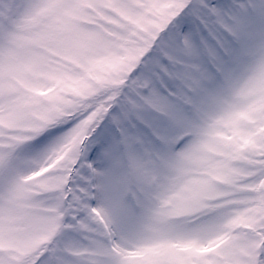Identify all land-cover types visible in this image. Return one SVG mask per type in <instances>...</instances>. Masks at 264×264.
<instances>
[{"label":"clouds","instance_id":"obj_1","mask_svg":"<svg viewBox=\"0 0 264 264\" xmlns=\"http://www.w3.org/2000/svg\"><path fill=\"white\" fill-rule=\"evenodd\" d=\"M20 2L0 0V9ZM49 3L75 4L77 15L63 17L70 27L58 26V9L35 21L17 16L5 28L17 40L0 35V133L13 145L3 149L10 185L0 195L10 205L16 189L35 193L26 203L47 209L33 226L30 210L18 208L26 264H225L228 257L246 264V248L264 241V41L239 47L225 72L194 95L180 142L140 149L135 159L120 154L113 221L100 189L90 191L101 211L77 212V141L35 144L53 121L85 112L118 75L127 22L114 12L116 0H33Z\"/></svg>","mask_w":264,"mask_h":264},{"label":"snow or ice","instance_id":"obj_2","mask_svg":"<svg viewBox=\"0 0 264 264\" xmlns=\"http://www.w3.org/2000/svg\"><path fill=\"white\" fill-rule=\"evenodd\" d=\"M58 9L63 13L57 15L58 26L70 27L63 17L77 15L75 4L10 3L0 9V35L17 40L16 33L5 32L17 16L35 21ZM113 10L127 22L118 75L101 85L85 112L71 121H53L35 147L77 141V212L101 211L90 191L100 189L105 193L102 211L114 221L121 210L120 154L135 159L140 149L180 142L194 95L225 72L239 47L264 41V0H116ZM15 68L10 63L9 71ZM236 131L242 134L238 126ZM245 255L246 264H264V241L250 244Z\"/></svg>","mask_w":264,"mask_h":264},{"label":"rangeland","instance_id":"obj_3","mask_svg":"<svg viewBox=\"0 0 264 264\" xmlns=\"http://www.w3.org/2000/svg\"><path fill=\"white\" fill-rule=\"evenodd\" d=\"M2 126L0 123V127ZM13 127L15 126L9 125V128ZM4 135V133H0V193L6 186L10 185V178L5 174L7 155L3 149L13 147L3 138ZM6 135L17 141L23 139L18 135L14 136L11 131L7 132ZM33 195L36 194L16 189L13 195L14 204L10 205H5L2 195H0V261L3 264H26V257L29 255L26 250L29 246L26 245L22 249L17 235L22 219L18 213L19 206L23 204L30 210L29 222L33 226L41 225L46 219L44 213L47 212V209L42 203H26L32 199ZM81 227L86 228L83 224Z\"/></svg>","mask_w":264,"mask_h":264}]
</instances>
